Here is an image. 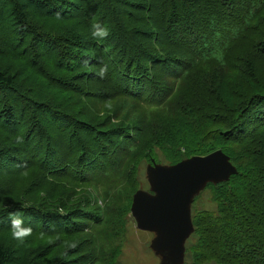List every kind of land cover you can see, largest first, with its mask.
I'll return each mask as SVG.
<instances>
[{
	"label": "trees",
	"instance_id": "trees-1",
	"mask_svg": "<svg viewBox=\"0 0 264 264\" xmlns=\"http://www.w3.org/2000/svg\"><path fill=\"white\" fill-rule=\"evenodd\" d=\"M169 144L237 169L193 214L192 263L264 264V0H0V264H121L131 193ZM17 211L53 240L22 250Z\"/></svg>",
	"mask_w": 264,
	"mask_h": 264
},
{
	"label": "water",
	"instance_id": "water-1",
	"mask_svg": "<svg viewBox=\"0 0 264 264\" xmlns=\"http://www.w3.org/2000/svg\"><path fill=\"white\" fill-rule=\"evenodd\" d=\"M237 174L230 158L218 150L205 157H192L175 165L147 167L150 193L135 194L131 213L137 228L154 233L151 249L161 264H185L186 242L194 233L192 205L206 187L229 181Z\"/></svg>",
	"mask_w": 264,
	"mask_h": 264
},
{
	"label": "rangeland",
	"instance_id": "rangeland-1",
	"mask_svg": "<svg viewBox=\"0 0 264 264\" xmlns=\"http://www.w3.org/2000/svg\"><path fill=\"white\" fill-rule=\"evenodd\" d=\"M19 63L20 64H18V66L23 65L22 68L24 72L28 71L26 69L24 62L21 61ZM32 76L33 75H30V78H32ZM143 123L147 125H152V120L151 118L145 116V119H143ZM161 136L164 138L169 137L163 134H161ZM153 141L154 140L146 139V143L148 144V146L141 147L138 149V151L140 152L138 158L140 157L147 158V155H148L147 151H151V147L149 146V144ZM164 148L166 149V152L164 149H160V150L158 149L153 152V155L149 156L150 159H146L145 163H148L147 167L148 165H151L153 161H155V163L158 165H169L168 163L174 159L183 160L185 154L182 149L181 151L177 153H170L168 151L172 150V145L169 144L167 146H164ZM151 158H153L154 160L149 162ZM185 160H187V158ZM147 167L144 166L142 168V171H144V177L139 182V185L135 188V190L131 193L130 199L132 200V202H133V198L136 193L140 191L150 193V185L147 179L148 177ZM16 175L17 177L21 176L20 174H16ZM137 183H138V180H137ZM1 185L9 186L11 188L13 187L11 186V182L7 180H2ZM127 187H128V184L125 185V188ZM129 194L130 192L127 191L122 200L124 201L126 198H128ZM19 198L20 197H18V199ZM131 208H132V205L130 207V212H131ZM214 208H216V206L212 202V191L210 189H206L200 195L196 197L194 204L192 206V215L193 214L196 215L197 213L203 212L204 210L212 211ZM8 237H12L10 232L8 234ZM155 237L156 235L154 233H149V232L138 230L136 220L135 218L133 219L132 214H131V220L129 221V224H128V234L124 240L123 251L120 257L121 264H161L162 257L156 255V253L151 249V244L153 240L155 239ZM27 239L29 242H27L25 246H22V250H25V251L37 248L39 246L38 243L45 244L53 240V238L44 237L41 233L37 236L32 234ZM17 242L22 244L21 241L17 240ZM192 242H193V239L191 240V243ZM189 257H190L189 255H186V264H193L192 260ZM207 264H216V263L211 262Z\"/></svg>",
	"mask_w": 264,
	"mask_h": 264
},
{
	"label": "clouds",
	"instance_id": "clouds-1",
	"mask_svg": "<svg viewBox=\"0 0 264 264\" xmlns=\"http://www.w3.org/2000/svg\"><path fill=\"white\" fill-rule=\"evenodd\" d=\"M58 16H59V14H58ZM90 31H91L92 38L97 39V40L106 39L110 35V29L107 25L101 24V23L95 22V21L91 24V30ZM90 64H91V61L89 59H85L81 64V68L87 69L90 66ZM108 72H109L108 64L104 63L102 60H100L99 61V70L96 73V75L100 79H105L107 77ZM16 139L18 142H22L21 137H17ZM203 157H205V156H203ZM8 218L10 221V234H11L13 239L18 240V241H24L33 234L32 226L26 225L24 222V213L23 212H20V211L9 212ZM192 221H193V215H192ZM194 228H195V226H194ZM194 233H195V230H194ZM192 235H191V237H192ZM190 238L188 239V241L190 240ZM188 241L186 242V255H187V243H188ZM185 264H186V256H185Z\"/></svg>",
	"mask_w": 264,
	"mask_h": 264
}]
</instances>
